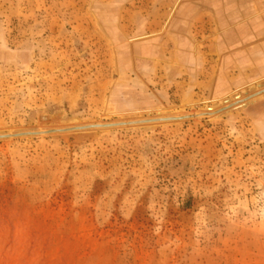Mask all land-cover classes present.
<instances>
[{"label": "rangeland", "instance_id": "374dc122", "mask_svg": "<svg viewBox=\"0 0 264 264\" xmlns=\"http://www.w3.org/2000/svg\"><path fill=\"white\" fill-rule=\"evenodd\" d=\"M190 1L0 0V264H264V0Z\"/></svg>", "mask_w": 264, "mask_h": 264}, {"label": "crops", "instance_id": "0c3cea01", "mask_svg": "<svg viewBox=\"0 0 264 264\" xmlns=\"http://www.w3.org/2000/svg\"><path fill=\"white\" fill-rule=\"evenodd\" d=\"M230 0H192L189 3L184 4V6H182L180 8V13L177 14V17L179 19V16L182 17V19L186 20V19H190L191 17L187 16L188 15V11L191 9V7L193 5L195 6H200L202 5L201 8H203V10H205V6L207 5H213L214 3L218 4H214V12L217 14H219L220 16H223L225 12L224 9L220 8L219 4H227ZM214 2V3H213ZM239 4V5H238ZM237 4V9H235V12H232L231 10H228L229 13L226 14L225 19L226 20H234V19H250L252 16V14H254L257 9H255L254 7L252 8V5L249 3L248 0H239V3ZM204 6V7H203ZM227 7V5H226ZM202 16H204V13L202 14ZM180 17V18H181ZM222 19V18H221Z\"/></svg>", "mask_w": 264, "mask_h": 264}, {"label": "water", "instance_id": "95a60500", "mask_svg": "<svg viewBox=\"0 0 264 264\" xmlns=\"http://www.w3.org/2000/svg\"><path fill=\"white\" fill-rule=\"evenodd\" d=\"M192 116H195V115H184V116H177V117L153 118V119H148V120L137 121L136 123L180 120V119L189 118V117H192ZM122 124H126V123L94 124V125H88V126L80 127V128L81 129H84V128H100V127H110V126L122 125ZM46 132H50V131H44V132H25V133H19V134H16V135L39 134V133H46ZM4 136H11V135H4Z\"/></svg>", "mask_w": 264, "mask_h": 264}, {"label": "bare ground", "instance_id": "6f19581e", "mask_svg": "<svg viewBox=\"0 0 264 264\" xmlns=\"http://www.w3.org/2000/svg\"><path fill=\"white\" fill-rule=\"evenodd\" d=\"M261 94V93H260ZM237 95H240L241 96V94H237ZM236 96V95H235ZM239 98V97H238ZM247 99V98H246ZM249 99V98H248ZM239 100V99H238ZM230 101V100H229ZM219 102H220V100H219ZM226 102H228V101H226ZM242 102V101H241ZM214 104H215V106L218 104V103H215L214 102ZM214 104H213V106H214ZM240 104V103H239ZM236 105V104H235ZM211 107V106H210ZM144 113V112H143ZM152 113H157V114H162L163 113V110L162 109H157V110H148L147 111V114H152ZM135 114H137V113H135ZM128 114L126 113V116H127ZM162 116V115H161ZM156 118V117H155ZM147 119V118H146ZM149 119V118H148ZM152 119V118H151ZM99 122V121H98Z\"/></svg>", "mask_w": 264, "mask_h": 264}]
</instances>
